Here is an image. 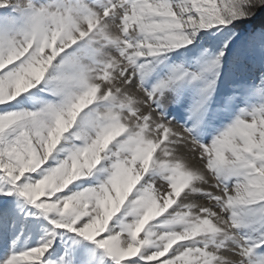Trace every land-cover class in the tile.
<instances>
[{"label":"snow or ice","instance_id":"6c2138e0","mask_svg":"<svg viewBox=\"0 0 264 264\" xmlns=\"http://www.w3.org/2000/svg\"><path fill=\"white\" fill-rule=\"evenodd\" d=\"M264 0H0V264H264Z\"/></svg>","mask_w":264,"mask_h":264},{"label":"trees","instance_id":"16d2710c","mask_svg":"<svg viewBox=\"0 0 264 264\" xmlns=\"http://www.w3.org/2000/svg\"><path fill=\"white\" fill-rule=\"evenodd\" d=\"M252 28H259L264 25V16H258L255 20L247 22Z\"/></svg>","mask_w":264,"mask_h":264},{"label":"rangeland","instance_id":"374dc122","mask_svg":"<svg viewBox=\"0 0 264 264\" xmlns=\"http://www.w3.org/2000/svg\"><path fill=\"white\" fill-rule=\"evenodd\" d=\"M247 26L251 29L252 27H251V25H249V24H247ZM260 28V27H259ZM259 28H256V29H259Z\"/></svg>","mask_w":264,"mask_h":264}]
</instances>
